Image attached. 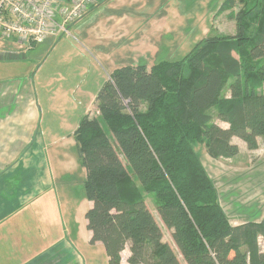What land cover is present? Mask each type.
<instances>
[{
  "label": "trees",
  "instance_id": "trees-1",
  "mask_svg": "<svg viewBox=\"0 0 264 264\" xmlns=\"http://www.w3.org/2000/svg\"><path fill=\"white\" fill-rule=\"evenodd\" d=\"M236 5L233 35L209 33L150 68L114 69L96 94L97 114L79 120L74 139L92 202L86 227L107 264H121L127 243L128 264H180L146 194L186 264H264V215L232 224L195 148L233 158V137L249 150L264 137V0H225L218 12Z\"/></svg>",
  "mask_w": 264,
  "mask_h": 264
},
{
  "label": "crops",
  "instance_id": "crops-1",
  "mask_svg": "<svg viewBox=\"0 0 264 264\" xmlns=\"http://www.w3.org/2000/svg\"><path fill=\"white\" fill-rule=\"evenodd\" d=\"M223 1L101 0L69 25L93 15L75 50L91 57L93 65L82 61L87 70L40 64L58 37L31 46L0 39V264H107L86 227L92 202L74 131L83 115L97 114L96 94L114 69L150 68L184 56L209 33L233 35L228 14L238 7L218 12Z\"/></svg>",
  "mask_w": 264,
  "mask_h": 264
},
{
  "label": "rangeland",
  "instance_id": "rangeland-1",
  "mask_svg": "<svg viewBox=\"0 0 264 264\" xmlns=\"http://www.w3.org/2000/svg\"><path fill=\"white\" fill-rule=\"evenodd\" d=\"M92 18L93 15L90 17L86 15L81 22H78L75 26L69 27L67 32L61 33L58 40L48 51V54L46 53L45 59H43L40 64L42 65L45 62L46 65L52 63L78 64L85 70H87V68L82 61L86 60V65H93L89 62V60L91 61V57L88 56V54L82 56L81 52L76 53L75 51L78 50V48H82L80 45L81 41L79 40V33L85 34V29L92 22ZM222 19H224V17ZM225 29L226 27H224V30ZM62 55H64V57H62ZM96 68L95 72L97 76ZM100 69L101 73H104L103 77H105V71L101 67ZM78 70L84 76V71H80L79 68ZM223 93L226 96L229 95L227 89H225ZM12 107L13 104L10 105L9 108L11 109ZM211 111L214 115V121L220 127L227 128L228 125L217 118L214 110L212 109ZM57 124H60L59 121H57ZM232 141L237 147H244L240 152L238 151V154L233 158L211 157L206 153L203 145L198 144L195 148L214 183L220 204L224 208L232 224L246 221H258L264 215V137L257 138V148L253 151L246 148V144L242 146V142H240L239 139H233ZM145 203L161 227L163 241L167 242L175 250L180 264H186L171 239L170 230L164 226L157 214L153 194H146ZM29 219V224L33 223L34 225V219H32V217ZM31 234H33V232H31ZM126 245L121 253L124 258L127 253H129V243ZM259 246L261 249L264 248V237H259ZM17 251L19 252L18 249Z\"/></svg>",
  "mask_w": 264,
  "mask_h": 264
},
{
  "label": "built area",
  "instance_id": "built-area-1",
  "mask_svg": "<svg viewBox=\"0 0 264 264\" xmlns=\"http://www.w3.org/2000/svg\"><path fill=\"white\" fill-rule=\"evenodd\" d=\"M99 0H0V39L22 46L59 37Z\"/></svg>",
  "mask_w": 264,
  "mask_h": 264
}]
</instances>
